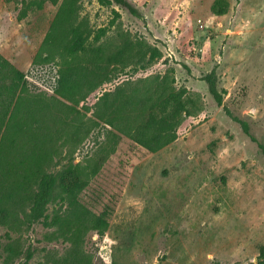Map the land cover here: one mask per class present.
<instances>
[{
    "label": "rangeland",
    "instance_id": "rangeland-1",
    "mask_svg": "<svg viewBox=\"0 0 264 264\" xmlns=\"http://www.w3.org/2000/svg\"><path fill=\"white\" fill-rule=\"evenodd\" d=\"M127 1L139 16L98 0H0V56L44 102L60 99L79 119L52 171L73 163L93 173L67 200L53 193L37 218L34 185L9 205L0 264H264V0ZM62 4L76 12L82 46L63 60L40 52ZM70 31L63 20L51 47L69 43ZM62 61L91 72L94 87L83 84L74 103L55 95ZM160 88L182 94L186 114L157 152L94 114L104 93L131 100ZM76 207L106 228L76 240L62 233L53 220Z\"/></svg>",
    "mask_w": 264,
    "mask_h": 264
},
{
    "label": "trees",
    "instance_id": "trees-1",
    "mask_svg": "<svg viewBox=\"0 0 264 264\" xmlns=\"http://www.w3.org/2000/svg\"><path fill=\"white\" fill-rule=\"evenodd\" d=\"M102 6L113 4L125 8L130 14L139 16V12L127 0H98ZM66 4V3H64ZM61 5L51 32L56 31L63 20H67L71 31L69 43L51 47L45 40L40 52L50 49L57 51L61 60L71 59L82 48L79 41V27L74 24L76 12H66ZM24 13H22V16ZM41 58V54L36 60ZM59 72L55 95L70 103L81 97L82 85L88 84L91 72L73 71L65 67ZM89 73V75H88ZM95 75L97 73L95 72ZM91 75V77H96ZM209 93L217 105H222V96L213 83H209ZM157 90V89H156ZM156 94L147 96L146 92L133 99L121 98L116 92L104 93L94 104V114L98 120L114 131L132 139L146 150L157 152L166 147L176 138L175 131L179 126L186 107L182 94L161 88ZM181 99V100H180ZM172 101L173 103H170ZM62 101L44 102L40 95L29 89L26 75L0 56V222L10 213L9 205L18 204L25 198L31 185L36 188L31 196L33 215L41 216L44 204L53 193H60V200L81 189L82 182L89 174L78 164L69 163L66 170L52 171L55 159L59 155L61 143L70 140L79 123L72 116V108ZM71 115V116H70ZM243 132L249 136L248 126L241 123ZM32 195V194H30ZM20 206V205H18ZM31 211V212H32ZM80 209L76 207L73 214L56 217L54 225L61 226L70 232V237L76 240L88 228L102 232L107 222L102 218H78Z\"/></svg>",
    "mask_w": 264,
    "mask_h": 264
}]
</instances>
